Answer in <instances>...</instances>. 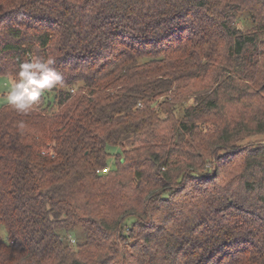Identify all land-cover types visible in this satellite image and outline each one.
Masks as SVG:
<instances>
[{
    "label": "trees",
    "instance_id": "obj_1",
    "mask_svg": "<svg viewBox=\"0 0 264 264\" xmlns=\"http://www.w3.org/2000/svg\"><path fill=\"white\" fill-rule=\"evenodd\" d=\"M29 54L63 84L0 109V264H264V0H0Z\"/></svg>",
    "mask_w": 264,
    "mask_h": 264
},
{
    "label": "clouds",
    "instance_id": "obj_2",
    "mask_svg": "<svg viewBox=\"0 0 264 264\" xmlns=\"http://www.w3.org/2000/svg\"><path fill=\"white\" fill-rule=\"evenodd\" d=\"M53 65L54 61L50 58L29 54L28 59L19 63L5 102L18 113L33 110L46 91L63 84V77Z\"/></svg>",
    "mask_w": 264,
    "mask_h": 264
},
{
    "label": "rangeland",
    "instance_id": "obj_3",
    "mask_svg": "<svg viewBox=\"0 0 264 264\" xmlns=\"http://www.w3.org/2000/svg\"><path fill=\"white\" fill-rule=\"evenodd\" d=\"M237 27L239 29L243 30V31H247V30H249L252 27L251 22H250V17H249L248 14H242L238 18ZM11 82H12V80L9 79V78L0 77V109L7 104L5 102V96H6V93L10 90ZM56 89L57 88H54L51 91H46L42 95L40 103H39V105L43 109L47 108L46 105L48 103H50V105L52 107H50V109L47 108L49 110L48 111L49 114H53V113L56 114L57 113V108H56V105L54 103ZM125 142H126V144H128L129 140L127 139ZM51 147H52L51 145H48L47 146V150L44 149V151H49L51 149ZM110 153H111V156H114V155H116V153H118V150L117 149H112V150H110ZM113 163H114V158H111L110 161H109V166L108 167L111 168L113 166ZM80 233H81V229L80 228L76 229V231L73 232V235L76 237L77 241L80 240ZM0 234H1L2 237L5 236L3 230H0ZM72 238H74V237H72ZM73 245H75V244H73Z\"/></svg>",
    "mask_w": 264,
    "mask_h": 264
},
{
    "label": "built area",
    "instance_id": "obj_4",
    "mask_svg": "<svg viewBox=\"0 0 264 264\" xmlns=\"http://www.w3.org/2000/svg\"><path fill=\"white\" fill-rule=\"evenodd\" d=\"M51 156H53V153L51 152L50 153ZM109 168H105V169H102V170H97V173L98 174H106L108 172Z\"/></svg>",
    "mask_w": 264,
    "mask_h": 264
}]
</instances>
